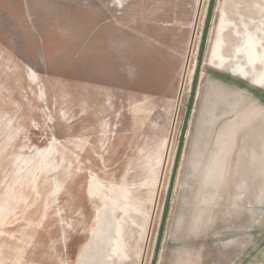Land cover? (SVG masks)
<instances>
[{"label": "rangeland", "instance_id": "obj_1", "mask_svg": "<svg viewBox=\"0 0 264 264\" xmlns=\"http://www.w3.org/2000/svg\"><path fill=\"white\" fill-rule=\"evenodd\" d=\"M211 0H0V264H152ZM158 264H264V0H217Z\"/></svg>", "mask_w": 264, "mask_h": 264}, {"label": "water", "instance_id": "obj_2", "mask_svg": "<svg viewBox=\"0 0 264 264\" xmlns=\"http://www.w3.org/2000/svg\"><path fill=\"white\" fill-rule=\"evenodd\" d=\"M216 1L217 0H211L210 7H209L208 17H207V21H206V25H205V29H204V33H203L199 57H198V60L196 63L195 75H194L193 85H192L191 92H190V97H189V102H188V106H187L185 121H184V125H183V131H182L178 151L176 154L174 168H173L171 181H170V185H169L167 201H166V205H165V209H164V213H163V217H162L161 227H160V231H159V237H158L157 245L155 248V253L153 256L152 264H158V261H159V256H160L161 246H162V240H163L164 231H165V227H166V223H167V219H168V214H169L170 204H171L172 195H173V191H174L176 176H177V172H178L180 159L182 156V151H183L184 144H185V139H186V135H187V130H188L190 118H191V115L193 112V107H194L195 98H196L197 89H198V83L200 80L202 66L204 63V55H205L206 46L208 43V37L210 34L212 18H213L215 6H216Z\"/></svg>", "mask_w": 264, "mask_h": 264}]
</instances>
